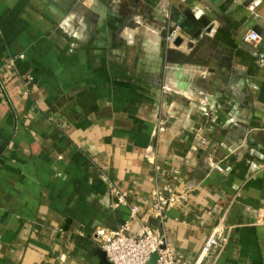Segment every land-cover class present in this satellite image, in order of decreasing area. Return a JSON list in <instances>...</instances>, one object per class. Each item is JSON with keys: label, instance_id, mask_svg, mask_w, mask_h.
Here are the masks:
<instances>
[{"label": "crops", "instance_id": "1", "mask_svg": "<svg viewBox=\"0 0 264 264\" xmlns=\"http://www.w3.org/2000/svg\"><path fill=\"white\" fill-rule=\"evenodd\" d=\"M159 207L190 261L218 229L206 264H264V0H0V264H102Z\"/></svg>", "mask_w": 264, "mask_h": 264}, {"label": "built area", "instance_id": "2", "mask_svg": "<svg viewBox=\"0 0 264 264\" xmlns=\"http://www.w3.org/2000/svg\"><path fill=\"white\" fill-rule=\"evenodd\" d=\"M181 36V27L174 26L167 35L169 44L174 45L178 37ZM246 41L258 42L261 40L259 33L252 31L246 37ZM203 145L208 146L210 140L201 138ZM171 195L168 198L169 205L186 199L187 195L177 194L170 187H166ZM116 196L121 204H127V195L116 192ZM160 209V207H159ZM161 217L157 225L142 223L138 231L133 232L130 222L121 225L119 228L108 229L98 228L95 232L100 243V248L106 252L111 264H150L154 255H157L156 264H206L207 260L215 255L224 244L221 232L215 229L206 240L202 251L195 261H190L182 253L168 244L167 235L164 228L165 209H160ZM140 208L131 207V219L138 220Z\"/></svg>", "mask_w": 264, "mask_h": 264}, {"label": "water", "instance_id": "3", "mask_svg": "<svg viewBox=\"0 0 264 264\" xmlns=\"http://www.w3.org/2000/svg\"><path fill=\"white\" fill-rule=\"evenodd\" d=\"M181 42H182V38L179 37V38H177V40L175 41V44H176V45H180ZM100 257H101V260H102V264H111L110 261H109L108 258H107V254H106L105 251L101 250V252H100ZM156 260H157V255H154L150 263H153V262L156 261Z\"/></svg>", "mask_w": 264, "mask_h": 264}]
</instances>
